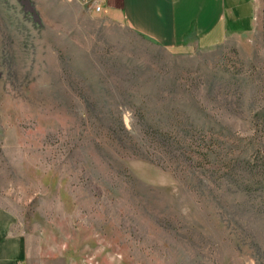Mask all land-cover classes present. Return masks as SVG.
Returning a JSON list of instances; mask_svg holds the SVG:
<instances>
[{
	"label": "rangeland",
	"instance_id": "obj_1",
	"mask_svg": "<svg viewBox=\"0 0 264 264\" xmlns=\"http://www.w3.org/2000/svg\"><path fill=\"white\" fill-rule=\"evenodd\" d=\"M0 206L29 264H264V0L178 55L75 0H0Z\"/></svg>",
	"mask_w": 264,
	"mask_h": 264
},
{
	"label": "crops",
	"instance_id": "obj_2",
	"mask_svg": "<svg viewBox=\"0 0 264 264\" xmlns=\"http://www.w3.org/2000/svg\"><path fill=\"white\" fill-rule=\"evenodd\" d=\"M93 5L96 0H75ZM263 0H102L99 14L172 54L212 49L249 36ZM28 239L0 206V264H29Z\"/></svg>",
	"mask_w": 264,
	"mask_h": 264
},
{
	"label": "built area",
	"instance_id": "obj_3",
	"mask_svg": "<svg viewBox=\"0 0 264 264\" xmlns=\"http://www.w3.org/2000/svg\"><path fill=\"white\" fill-rule=\"evenodd\" d=\"M101 1L102 0H96L94 5H93V10L96 12V13H99L101 12L102 10V7H101Z\"/></svg>",
	"mask_w": 264,
	"mask_h": 264
}]
</instances>
